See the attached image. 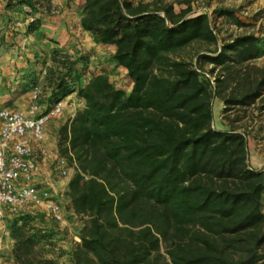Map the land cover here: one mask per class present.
Returning a JSON list of instances; mask_svg holds the SVG:
<instances>
[{
    "label": "trees",
    "instance_id": "16d2710c",
    "mask_svg": "<svg viewBox=\"0 0 264 264\" xmlns=\"http://www.w3.org/2000/svg\"><path fill=\"white\" fill-rule=\"evenodd\" d=\"M8 1L30 17L25 35L39 29L36 0ZM181 3L83 0L80 27L115 47L128 92L104 72L75 89L77 50L53 49L44 68L46 108L71 92L84 103L56 143L73 167L68 206L82 220L70 264H264V170L249 167L245 133L216 129L212 115L214 97L223 112L264 100V67L249 64L264 43L243 34L218 45L211 15ZM196 43L205 51L194 61L182 52ZM33 72L22 74L30 90ZM35 218L10 217L13 264H58L53 234Z\"/></svg>",
    "mask_w": 264,
    "mask_h": 264
},
{
    "label": "rangeland",
    "instance_id": "374dc122",
    "mask_svg": "<svg viewBox=\"0 0 264 264\" xmlns=\"http://www.w3.org/2000/svg\"><path fill=\"white\" fill-rule=\"evenodd\" d=\"M36 1L38 2L37 7L44 11L45 14L54 15L60 12V8L57 5L51 4L50 0ZM181 1L165 0V2L173 3L175 11L185 7V4L181 3ZM8 2L7 6L9 8H7L11 13L8 14L10 18L7 19V22L9 24H15L19 22L21 15L16 16L17 12L13 11L12 7H10L13 4L9 5ZM190 3L194 12L206 11L211 15L214 21L215 31L218 35V45H221L224 40L228 41L243 34H254L264 43V0H190ZM67 5L72 16L77 17L79 9L81 8V1L68 0ZM46 7H49V9L47 10ZM219 10H223L224 13L218 14ZM22 17L26 18L24 16ZM233 17H236L242 25L236 24L233 21ZM91 41H94L92 37ZM17 45L15 41L8 42L7 50ZM73 47V51H79L84 57L78 63V67L81 69V78L75 82V89L85 85L91 75L104 72L108 74L109 79L116 87L127 92L130 90L131 81L126 74V70L114 63L110 50L102 47L99 48L87 40H83L82 42L80 41V36L76 38V41L74 40ZM196 51L204 52L205 45L196 43L186 48L182 54L185 57L194 58ZM193 60L195 61V58ZM35 62L37 63L39 60ZM249 64L264 67V51L257 58L249 61ZM210 67L211 65H204L205 70L210 69ZM44 68L38 71L33 70L36 72H33L34 75H31L34 77L32 79L43 90L44 95H49L50 89L44 78ZM2 70L0 69V77H3L4 83L0 84V94L3 90L13 96L0 109L7 108L8 106L11 109H21L27 104V100L29 101L31 95L30 87L33 82L30 78L16 81L11 77L16 71L9 74H2ZM211 79L213 80L212 77ZM72 93L74 92L70 94ZM20 96H24V98H19ZM63 100L64 102L68 101L65 98ZM263 105L264 100L256 101L249 106H234L223 112L224 104L216 97L212 99L213 126L219 130H226L230 127L237 128L239 131L245 133L249 167L252 169L256 167L262 170H264V110L261 109ZM56 139H58V130ZM63 208L64 221L62 223L52 221L41 212L36 213L37 218L33 219V221L37 227L52 232V244L54 246L51 247L50 253L53 257L57 258L58 264H70L68 256L75 244L79 241L77 235L82 227V220L69 208L68 203L63 202ZM262 210L264 212V194L262 196ZM10 222V217L0 219V251L1 253L4 252L8 246V251L11 255L13 241L10 239L7 229Z\"/></svg>",
    "mask_w": 264,
    "mask_h": 264
},
{
    "label": "crops",
    "instance_id": "0c3cea01",
    "mask_svg": "<svg viewBox=\"0 0 264 264\" xmlns=\"http://www.w3.org/2000/svg\"><path fill=\"white\" fill-rule=\"evenodd\" d=\"M81 1V6L83 0ZM8 0H0V69L2 74H9L15 72L11 77L12 79L19 81L22 80V74L28 70H39L47 65L51 64L50 54L53 49L59 48L65 51L73 52V42L80 36V41L87 40L97 47H102L110 50L111 54L114 53L115 47L113 45H102L98 41H91V35L83 31L80 27L81 8L76 16H72L68 9V0H50L51 4L57 5L60 8L58 14H45L44 12H37L35 17L41 19V25L38 30L30 35H25V29L30 21V17L22 16L19 22L9 24L7 22L8 14L11 13L7 8ZM15 14V13H14ZM16 16H18L16 14ZM29 17V19H28ZM15 41L17 46L7 50V43ZM39 62H35L38 61ZM35 62V63H34ZM4 83L3 77H0V84ZM13 96L7 91H1L0 94V107L4 105L10 97ZM19 98H24L20 96ZM75 98V101H74ZM68 101L65 102V106L62 113L52 119L45 127V137L42 143L36 144L34 142L36 152L38 153L37 163L38 170L34 177L37 183L49 184L56 192L57 196L63 202L68 203V198L65 195L68 180L72 175L66 178H58L54 175V160L57 155V130L60 125L66 123L73 117L75 111L82 108L84 103L76 93H72L65 97ZM70 102V103H69ZM30 103L27 100V104L21 109L9 108L11 110H25ZM46 151L47 155L41 157L40 150ZM258 169V168H253ZM5 217H11L10 214H6ZM4 217V218H5ZM65 224V223H64ZM7 249L1 253L0 251V264H13L12 257Z\"/></svg>",
    "mask_w": 264,
    "mask_h": 264
},
{
    "label": "built area",
    "instance_id": "2783aa9c",
    "mask_svg": "<svg viewBox=\"0 0 264 264\" xmlns=\"http://www.w3.org/2000/svg\"><path fill=\"white\" fill-rule=\"evenodd\" d=\"M45 74V71H43ZM65 106L63 99L49 108L41 103V89L31 90L25 110L0 109V219L22 213H43L54 222L64 221V208L57 192L46 183H37L38 163L35 146L45 137V127L57 118ZM41 157L47 155L40 150ZM54 175L66 178L73 172L58 153L54 160Z\"/></svg>",
    "mask_w": 264,
    "mask_h": 264
}]
</instances>
